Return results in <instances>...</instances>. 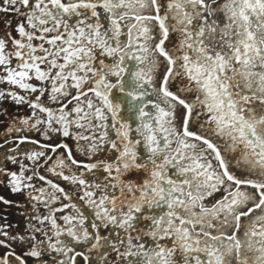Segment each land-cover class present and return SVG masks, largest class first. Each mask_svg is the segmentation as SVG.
<instances>
[{
	"label": "snow or ice",
	"instance_id": "1",
	"mask_svg": "<svg viewBox=\"0 0 264 264\" xmlns=\"http://www.w3.org/2000/svg\"><path fill=\"white\" fill-rule=\"evenodd\" d=\"M0 132V264H264V0H0Z\"/></svg>",
	"mask_w": 264,
	"mask_h": 264
},
{
	"label": "flooded vegetation",
	"instance_id": "2",
	"mask_svg": "<svg viewBox=\"0 0 264 264\" xmlns=\"http://www.w3.org/2000/svg\"><path fill=\"white\" fill-rule=\"evenodd\" d=\"M9 107L12 108L14 106L10 105ZM25 111L26 109H21V115H23ZM3 134H4L3 132H0V135H3ZM11 167L15 168V166H11ZM0 194H3L6 198L17 200V201H23L24 199V197L18 194L12 195L6 187L0 188ZM0 209L3 210V214H7L9 222L18 223L21 225V227L23 226L24 217L19 214V211L17 209L12 208V207H6L3 205H0ZM3 223L4 221L0 220V224H3ZM3 251H4L3 249H0V252H3Z\"/></svg>",
	"mask_w": 264,
	"mask_h": 264
}]
</instances>
